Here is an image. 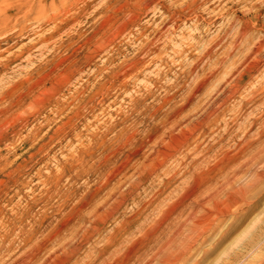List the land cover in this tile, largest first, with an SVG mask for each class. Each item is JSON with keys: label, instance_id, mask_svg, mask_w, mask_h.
Masks as SVG:
<instances>
[{"label": "rangeland", "instance_id": "obj_1", "mask_svg": "<svg viewBox=\"0 0 264 264\" xmlns=\"http://www.w3.org/2000/svg\"><path fill=\"white\" fill-rule=\"evenodd\" d=\"M263 37L264 0H0V264H264Z\"/></svg>", "mask_w": 264, "mask_h": 264}, {"label": "bare ground", "instance_id": "obj_2", "mask_svg": "<svg viewBox=\"0 0 264 264\" xmlns=\"http://www.w3.org/2000/svg\"><path fill=\"white\" fill-rule=\"evenodd\" d=\"M16 24V23H15ZM226 31V30H225ZM241 32V31H240ZM244 32V31H243ZM240 34V33H239ZM245 35V33H243ZM242 34V35H243ZM243 35V36H244ZM242 39V38H241ZM233 41V40H232ZM232 43V42H231ZM251 43V42H250ZM232 45V44H231ZM242 46V45H241ZM244 46V45H243ZM232 49V48H231ZM241 50V48H240ZM247 52V51H246ZM261 52H264V37L262 39H260L258 42H256L253 46V48L251 49V51H249L248 53H243L240 52L242 54L241 56V61L240 64L244 65V67L247 66H253V68L256 66H258V64L260 63V59H261ZM239 54V53H238ZM263 60V59H262ZM234 61V59H233ZM216 63V62H215ZM231 64V63H230ZM227 66V65H226ZM243 67V66H242ZM255 67V68H256ZM225 68V67H224ZM246 69V68H245ZM228 73V72H227ZM241 73V72H239ZM240 76V75H239ZM233 77V76H232ZM231 79V78H230ZM231 86V85H230ZM226 88V87H225ZM235 89V88H234ZM246 89V88H245ZM259 89V88H258ZM264 89V88H263ZM262 89V90H263ZM219 90V89H218ZM224 91V90H223ZM253 92V91H252ZM227 93V92H226ZM225 94V93H224ZM233 94V93H231ZM230 95V94H229ZM223 96V95H222ZM233 96V95H232ZM248 98V97H247ZM230 99V98H229ZM224 101V100H223ZM221 102V101H220ZM225 104V103H224ZM211 105V104H210ZM215 107V106H214ZM212 113V111H211ZM174 125V124H173ZM172 125V127H173ZM16 261V260H15Z\"/></svg>", "mask_w": 264, "mask_h": 264}]
</instances>
